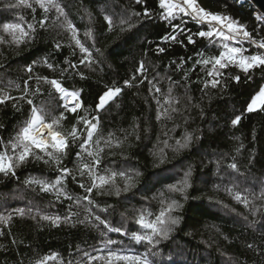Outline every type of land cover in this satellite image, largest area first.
Masks as SVG:
<instances>
[{
    "label": "trees",
    "instance_id": "1",
    "mask_svg": "<svg viewBox=\"0 0 264 264\" xmlns=\"http://www.w3.org/2000/svg\"><path fill=\"white\" fill-rule=\"evenodd\" d=\"M197 1L205 10L244 25L253 39L264 40V20L256 19L250 3ZM54 3L63 15L51 6L45 13L36 0H27L31 7L19 0H0V97L15 98L0 104V154H12V142L34 108L46 123L56 122L54 130L61 132L69 145L59 163L36 150L43 159L30 156L16 169L15 177L0 174V215L7 216L18 207L33 210L24 216L13 214L7 224L0 223V264H37L51 256L56 258L46 264H87L85 253L103 255L95 249L106 238L123 241L111 245L112 249L143 254L146 244L132 239L133 233L145 231L136 221L141 215L154 221L161 211L178 217L179 223L159 245L158 255L149 256L154 264H264V255L247 247L252 243L264 250V110H246L250 99L264 88V67L246 75L229 66L222 70L224 76L215 88L211 84L205 88L212 65L196 61L218 56L222 50L219 41L193 37L196 43L189 44L186 35L178 36L177 42L162 38L175 34L172 26L177 23L193 32L207 30V25L198 26L189 17H183L186 25L180 19L164 20L158 0ZM7 4L19 6L5 8ZM145 8L150 18L135 15ZM105 15L114 21L111 29ZM45 17L41 28L39 21ZM121 19L135 26L120 25ZM69 21L92 52L90 61L80 63L82 54L67 29ZM4 23H19L25 32H30L28 25L32 24L35 32L29 37L19 31L5 32ZM56 43L61 45L59 50ZM160 47L165 51L159 52ZM245 47L250 48L245 55L264 51L249 44ZM141 62L143 76L136 73ZM28 66L33 67L32 73L27 72ZM133 75H137L133 86L126 87L124 81ZM234 76L240 77L238 83ZM52 79L80 93L82 107L76 113L62 106L61 94L49 83ZM141 79L143 83H139ZM112 87H120L121 93L97 110L100 96ZM28 99L33 101L31 105ZM236 116L241 120L233 125ZM84 120L97 124L88 148L91 156L80 147L87 137ZM73 127L79 137L75 141ZM187 137L191 140L184 147ZM97 159L99 165L94 163ZM231 163L237 164V170L230 168ZM63 168L68 169L58 186L63 195L25 183L29 179L54 182ZM189 170L190 186L184 192L173 191L170 186L178 185ZM121 172L134 177V187L127 192L123 191L127 180ZM112 173L117 175L113 178ZM98 176L110 178L109 184L99 186ZM94 181L97 187H93ZM116 188L121 189L119 195ZM235 193L246 197L248 205L238 202ZM173 201L180 207L168 213ZM42 215L61 217L60 226L42 220ZM96 216L121 227L125 235L108 232ZM65 217L70 220L65 222ZM253 221L254 227H249Z\"/></svg>",
    "mask_w": 264,
    "mask_h": 264
},
{
    "label": "snow or ice",
    "instance_id": "2",
    "mask_svg": "<svg viewBox=\"0 0 264 264\" xmlns=\"http://www.w3.org/2000/svg\"><path fill=\"white\" fill-rule=\"evenodd\" d=\"M39 4V7L44 10L45 13L49 11V6L56 9L61 15H63L62 9L54 3V0H36ZM141 0H136V3H140ZM19 4H24L28 7H31L30 4H27V0H19ZM19 4H7L5 8H16ZM158 8L162 10L160 15L166 21H175L180 19L183 24L186 25L187 21L183 20V17H189L192 21H194L198 26L199 25H207V30L200 29L198 31L193 32L191 29H185L182 27L180 23L174 24L172 26V32L175 34H170L168 36H164L162 39L164 41L177 42L178 36L186 35L187 41L189 44H195L196 41L193 37L206 38L212 41V38L215 37L219 41V47L222 49L218 56L210 57L208 59L197 60V64L203 65H212L211 70L207 72L208 77L211 79L205 82L204 87H208L209 84L213 88H215L220 82L221 78L224 76L222 72L223 69L228 68L229 66L238 67L243 73L246 75L255 68L264 67V51L255 52L250 55H245L246 52L250 51V48L245 47V44L251 45L253 48H258L264 50V40L257 41L252 38V34L249 33L244 25L240 24L238 21L229 17L227 15L215 14L210 11L205 10L203 7H200L197 3V0H158ZM136 16H143L144 18H150L151 13L145 8L143 13H136ZM105 20L109 26V29L114 25V21L110 16L105 15ZM47 17L39 21V25L41 28L44 27ZM120 25L127 24L128 28H132L135 25L129 23L128 20L121 19L119 21ZM4 31L12 30L13 32L19 31L22 36L29 37L30 32H35V27L32 24L28 25L30 32H25L19 23H4L3 25ZM67 29L70 31L71 39L75 42L76 47L79 48L82 57L80 63H84L85 60H91L92 52L89 48L85 47V45L78 38V30L76 27L69 21L67 22ZM125 29L121 27V31ZM190 33V34H189ZM90 35V33H87ZM26 42V41H20ZM182 43V41H179ZM239 45V46H235ZM61 45L56 43L55 48L59 50ZM159 52H164L165 48L160 47L158 49ZM97 52H100L97 49ZM102 55V53H100ZM198 55H203V53H198ZM47 67L53 68V65L47 63ZM67 63V62H66ZM75 68L76 65H70ZM145 71V66L143 62L140 63L139 67L136 69V73L140 76H143ZM27 72L32 73L33 67L28 66ZM31 79V76L29 77ZM37 79L47 80V77H37ZM137 79V75H133L130 80L124 81L126 87H131L132 81ZM237 83L240 81L239 76L232 77ZM49 83L56 89L58 93L61 94V98L65 101L62 105L67 111L71 113H76L79 108L82 107V101L80 100V93L77 91L68 90L63 87L60 82L56 79H52ZM139 83H143L141 79ZM151 83V82H149ZM25 90L28 87V80H25ZM155 88L157 93L160 92L158 87L155 85L152 86ZM39 91V89H37ZM122 89L120 87H112L108 88L99 98V102L97 105V110L103 109L105 105L113 100L116 96L121 93ZM152 91V88L149 89ZM25 95L27 92L25 91ZM24 97H21L23 99ZM7 99H15L13 97H0V104H3ZM27 103L31 105L33 101L31 99L27 100ZM157 103L159 101L157 100ZM247 112H253L257 110H264V88H260L259 91L250 99V102L247 104L246 108ZM98 121V117H94ZM241 117L236 116L235 119L232 120L233 125H237L240 123ZM79 122V121H78ZM46 123L41 114L34 108L32 109V115L29 121L25 123V126L18 132L17 136L14 138V142H12V154L9 155L7 152L4 154H0V174L4 176H16V169L20 167L22 164L27 162L30 156H33L35 159L40 160L43 159V156L37 154L36 150L39 153H42L44 156L49 157L51 160L59 163L62 156L66 155V149L68 148V140L67 138L61 134V132L54 130V124ZM85 128L87 129V137L80 145L82 151H88V155L91 156L93 153L88 150L89 144L92 141L93 135L97 129V124L92 123L91 121L84 120ZM71 135L73 140L78 139L77 130L73 127ZM191 137H187L184 143V147L188 145ZM79 156V153L77 154ZM48 161H45L47 163ZM94 163L99 165V159L95 160ZM85 168L91 173L93 169L88 165H84ZM230 168L232 170H237V164L231 163ZM61 176L57 177L54 182H48L41 179H29L25 183L28 185H39L40 190L43 192L53 191L55 190L59 195H63L61 189L58 187L62 183L63 176L68 174V169L63 168L60 170ZM83 174V173H81ZM117 173H112V177L114 178ZM121 176L126 177V184L123 191L127 192L131 187H134L133 183V175L127 174L124 172L119 173ZM135 175H139V173H135ZM191 175L190 170L185 173L184 178L179 182L178 185H171V189L173 191L184 192L190 186L189 177ZM96 179L99 180V186H104L109 184V179L105 176H98ZM98 185L93 183V187H97ZM81 187H84L81 184ZM91 188H88L87 191L90 193ZM116 195L120 194L121 189L116 188ZM264 195V193H262ZM71 199V197H66ZM234 198L238 202H242L245 206L248 205L249 201L246 197L241 196L240 193H235ZM89 203L91 201L89 200ZM180 205L173 201L168 205L167 212L171 213L172 211L178 209ZM32 208L18 207L12 210L7 216L0 215V223L7 224V221L12 218L13 214H18L20 216H24L26 212L28 214L32 213ZM35 218V217H33ZM42 220L51 221L53 226L59 227L61 217L59 216H50V215H42L40 217ZM95 219L99 221L100 224L107 229L108 232L119 233L121 236L125 235V231L121 227H113L106 220L101 219L99 216H96ZM247 219V217H245ZM65 222L70 220V217L64 218ZM140 228L145 231L142 234L133 233L132 239H134L136 244H140L144 242L147 246V251L143 254L133 253L131 249L125 250L124 248L112 249L111 245L123 244V241H117L115 239L106 238L101 241V247L95 249L103 253V255L93 256L89 253H85V256L88 257L87 264H91L92 261H102L103 264H154V261L149 258V256L155 257L158 255L159 245L170 238V234L173 231V227L178 225L179 218L171 215H166L165 211H161L160 214L155 218L154 221H148L145 219L144 215H141L139 219L136 221ZM255 222H251L249 227H254ZM0 235H3V231L0 230ZM102 236L106 237V233H102ZM15 243V241H13ZM249 249L254 251H259L261 255H264V250H258L252 243L247 244ZM55 256L45 257L37 262V264H46V261L49 259H55Z\"/></svg>",
    "mask_w": 264,
    "mask_h": 264
},
{
    "label": "water",
    "instance_id": "3",
    "mask_svg": "<svg viewBox=\"0 0 264 264\" xmlns=\"http://www.w3.org/2000/svg\"><path fill=\"white\" fill-rule=\"evenodd\" d=\"M252 5L254 10H256L260 17L264 19V0H244Z\"/></svg>",
    "mask_w": 264,
    "mask_h": 264
},
{
    "label": "built area",
    "instance_id": "4",
    "mask_svg": "<svg viewBox=\"0 0 264 264\" xmlns=\"http://www.w3.org/2000/svg\"><path fill=\"white\" fill-rule=\"evenodd\" d=\"M241 1H244V0H241ZM197 3H198V1H197ZM199 5V4H198ZM254 9V8H253ZM255 11V16H256V19H262L261 17H260V15H259V13L256 11V10H254Z\"/></svg>",
    "mask_w": 264,
    "mask_h": 264
},
{
    "label": "rangeland",
    "instance_id": "5",
    "mask_svg": "<svg viewBox=\"0 0 264 264\" xmlns=\"http://www.w3.org/2000/svg\"><path fill=\"white\" fill-rule=\"evenodd\" d=\"M257 20H259V19H257ZM260 20H261V19H260ZM260 20H259V21H260ZM263 20H264V19H263ZM64 103H65V101H64Z\"/></svg>",
    "mask_w": 264,
    "mask_h": 264
}]
</instances>
